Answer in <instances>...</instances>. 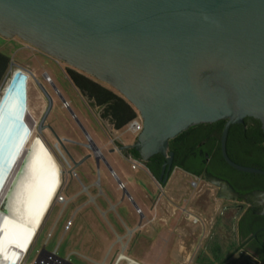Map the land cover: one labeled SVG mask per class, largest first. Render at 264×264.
Returning a JSON list of instances; mask_svg holds the SVG:
<instances>
[{
  "label": "water",
  "instance_id": "1",
  "mask_svg": "<svg viewBox=\"0 0 264 264\" xmlns=\"http://www.w3.org/2000/svg\"><path fill=\"white\" fill-rule=\"evenodd\" d=\"M0 35L119 91L141 113L143 129L118 148H135L144 162L164 155L162 185L173 166L169 140L220 119L225 160L260 171L230 158L227 136L246 116L264 121V0H0Z\"/></svg>",
  "mask_w": 264,
  "mask_h": 264
},
{
  "label": "rangeland",
  "instance_id": "2",
  "mask_svg": "<svg viewBox=\"0 0 264 264\" xmlns=\"http://www.w3.org/2000/svg\"><path fill=\"white\" fill-rule=\"evenodd\" d=\"M0 50L10 56L5 79L10 76L14 63L26 62L28 66H38L42 60L51 75L53 83L40 77V69L34 67L41 82V85L30 88L29 99L34 103L31 111L36 118H39L43 107H48L45 122H62L68 137H81L89 143L88 135L95 132L107 138L105 124L93 103H89L66 76L62 64H69L47 56L49 54L18 36L7 38L0 35ZM91 78L121 95L109 84ZM53 85L70 101L71 110L78 119L74 118L70 109L62 106ZM118 134L125 142L136 139L125 128L120 129ZM116 143L119 146V142ZM71 150L74 152L73 146ZM82 151L90 154L82 164H58L60 178L67 177V182L65 179L62 185L58 184L44 214L38 237L28 252L27 264L35 260L47 262L57 256L69 257V261H61L64 264H115L121 251L142 264H182V242L190 249L194 259L193 263L186 264H197V255L207 249V255L211 256L210 245L214 243L221 247V255L219 258L211 257L213 264L257 263L255 254L245 248L240 249V211L233 201L219 196L211 182L201 179L197 186H193L194 176L176 170L169 186L162 188L145 167L132 169L129 158L119 151L110 152L102 148V156L98 160L92 147L83 146ZM56 152L62 160L66 156L71 161L62 146L60 150L56 148ZM113 170L127 182L131 199L125 190L118 188ZM65 183L68 184L66 191ZM84 187L88 189L84 190ZM100 189L103 195L99 197L97 192ZM160 189L162 192L158 191ZM156 193L155 201L161 198L158 211L154 210L151 199ZM73 194H77V198L63 209L62 201L57 198L63 195L68 199ZM71 218V224L66 227ZM117 264H128V261L120 259Z\"/></svg>",
  "mask_w": 264,
  "mask_h": 264
},
{
  "label": "bare ground",
  "instance_id": "3",
  "mask_svg": "<svg viewBox=\"0 0 264 264\" xmlns=\"http://www.w3.org/2000/svg\"><path fill=\"white\" fill-rule=\"evenodd\" d=\"M24 64L14 63L10 76L0 86V91L4 89L0 93L3 137L0 264H19L24 253H28L60 180L58 164L48 148L42 143L32 149L28 147L37 122L30 106L28 65ZM127 257L124 251L120 252V259L136 264L133 258Z\"/></svg>",
  "mask_w": 264,
  "mask_h": 264
},
{
  "label": "flooded vegetation",
  "instance_id": "4",
  "mask_svg": "<svg viewBox=\"0 0 264 264\" xmlns=\"http://www.w3.org/2000/svg\"><path fill=\"white\" fill-rule=\"evenodd\" d=\"M47 56L51 57L50 55ZM62 66L65 70L66 76L72 83V76L76 73L90 77L86 73L71 65L62 64ZM34 67L36 69H40V77H44L47 82L53 83L52 77L45 69V65H43L42 60L38 66L26 67V70L30 74V88L36 84L41 85L39 79L40 77L38 73H36ZM53 87L55 88L57 94H59L63 106V102L67 99L62 95L58 87L55 85H53ZM83 97L91 103L87 97L84 95ZM46 102L47 101L45 100V103ZM93 105L99 118L104 123V118L101 116L103 107H100L97 104ZM64 108H68L72 112L70 101L69 106ZM48 112V107H43L39 118L35 117L37 124L35 133L28 144L29 149H32L37 143H42L48 148L56 161V164H65V161L62 160L61 156L56 152V146L59 148L62 146L71 158L70 161L66 157L68 164H75L76 166L82 164L87 159L85 157L88 155L82 151V145L86 142L82 140L81 137L62 138L52 123L45 122ZM72 114L74 118L78 119L74 112H72ZM214 123L215 125L212 131L208 132L198 144L207 145V147L211 146L212 152H219L225 160L221 150V134L226 123V119H220ZM59 124L64 127L62 122ZM46 130L49 133V136H51L55 141L52 142L44 133ZM58 138H60L61 141L58 140ZM116 142L117 140L113 141V148L114 150H119ZM71 146L75 149L74 152L71 150ZM227 152L230 158L235 162L254 167L260 171H242L230 165L226 160L225 162L229 167L227 165H223L222 163L214 162L211 159L209 152H206L207 160L205 163H198L196 160H194L193 163H195L197 167H201L203 169V176H201L202 179L210 182L208 176L214 175L225 179L231 185V187L215 185L217 188V194L224 199L231 200L235 203L236 208L240 211L239 220L243 222L246 229L251 230V233L248 236L240 235L242 238L240 249L245 248L248 252L255 254V260H257L256 264H264V121L254 116H246L242 122L231 124L227 136ZM74 153H76V155ZM217 164L222 165L218 166ZM216 166H218L216 170H209V167L214 168ZM172 170L170 171V174ZM182 170L192 176L195 175L184 169ZM63 182L62 177L60 178L59 183L62 185ZM160 184H162V182H160Z\"/></svg>",
  "mask_w": 264,
  "mask_h": 264
},
{
  "label": "trees",
  "instance_id": "5",
  "mask_svg": "<svg viewBox=\"0 0 264 264\" xmlns=\"http://www.w3.org/2000/svg\"><path fill=\"white\" fill-rule=\"evenodd\" d=\"M9 64L10 56L0 50V86L4 83ZM72 81L82 95L87 97L93 104L103 107L101 113L102 118L109 119L115 124L116 128H124L125 125L137 115L136 108L126 98L93 78L76 73L72 76ZM214 125V122L195 124L169 140L168 151L173 152L172 169L174 167H180L195 175L203 176V169L197 167L193 161L196 160L198 163H205L207 160L206 152H209L214 162L228 166L219 152H212L211 146L207 147V145L198 144L208 132L212 131ZM127 151L132 157L142 159L140 152L135 148L127 149ZM164 161L165 156L161 153H157L151 156L148 161L143 162L147 169L158 180ZM222 164L217 165L220 166ZM218 166L214 168L209 167V170H216ZM238 230L241 236H248L251 233V230L244 227L241 220L238 221ZM213 253L216 258H219L221 255V247L218 246L217 249L213 250Z\"/></svg>",
  "mask_w": 264,
  "mask_h": 264
},
{
  "label": "crops",
  "instance_id": "6",
  "mask_svg": "<svg viewBox=\"0 0 264 264\" xmlns=\"http://www.w3.org/2000/svg\"><path fill=\"white\" fill-rule=\"evenodd\" d=\"M30 106L31 107H33L34 106V103H33V101H31L30 102ZM55 124V125H54ZM53 125L56 127V129H57V131L60 133V135H61V137L62 138H67L68 136L66 135V130H64V128L60 125V124H57V122L56 123H54ZM105 130H106V134H107V138L105 139V138H103V137H100V136H98L95 132L93 133V135H88L89 136V139H90V143L92 144V145H95V146H97V148H98V150L96 151V153H97V156H102V148H107V149H109V151L110 152H114L115 150L116 151H119V152H121L125 157H132V155L130 154V153H128V151H127V149H125V150H118V149H115V150H112V148H113V142H112V136L110 135V128H109V126H107V124H105ZM48 137H49V139L51 140V141H55L51 136H49V133L47 132V130L44 132ZM121 139V140H120ZM117 141L119 142V146L118 147H120L122 144H128V143H132V142H125L121 137H119L118 139H117ZM134 142V141H133ZM56 146V145H55ZM56 148H58L59 150H60V148L58 147V146H56ZM63 155V154H62ZM63 158H64V161H65V163L66 164H68L67 163V159H66V156H63ZM132 158H134V157H132ZM144 167L147 169V167L144 165ZM72 169H73V167H72ZM148 170V169H147ZM176 170H179V171H182V168H180V167H175L173 170H172V172H171V174H170V176H169V178H168V180H167V182H165V183H163V185L162 184H160V182H158V180L152 175V173L148 170L147 172L152 176V178H153V180H154V182L156 183V182H158L159 184H160V186L162 187V188H164L165 186L166 187H168L169 186V183H170V181L172 180V174L176 171ZM115 171V170H114ZM116 172V171H115ZM67 178V177H66ZM66 178H64L63 177V181L66 179ZM156 179V180H155ZM123 180V179H122ZM125 181V180H124ZM66 182H67V179H66ZM126 182V181H125ZM127 183V182H126ZM66 184V186H65V188H64V190L66 191L67 190V188H68V184L67 183H65ZM128 185V184H127ZM88 188L87 187H84V190H87ZM159 192L161 191L162 192V189H160V190H158ZM103 195V191L100 189L98 192H97V196H102ZM77 194H73V195H71V196H69L68 197V199H69V203L70 202H72L73 200L75 201V199L77 198ZM91 198L92 199H94V196H91ZM157 198V193L156 194H154L153 196H152V200H153V203H154V210H156V211H158V209H159V205H158V203L161 201V198H159L157 201L158 202H156L155 201V199ZM111 208H114V205H111ZM181 217H182V215H181ZM132 230V229H131ZM208 233V232H207ZM218 246H219V244L218 243H214V244H211L210 245V250H211V256H209V255H207V253H208V249L207 250H205V253H202V254H196L197 255V264H213V256H215V254L213 253V250L214 249H217L218 248ZM180 249L182 250V264H186L187 262H194V259L192 258V253H191V251H190V249H188V247H187V245H185L183 242H182V246L180 245ZM129 255V254H128ZM127 255V256H128ZM129 257H131L130 255H129ZM211 257H212V259H211ZM216 257V256H215ZM132 258V257H131ZM232 258H234V255H232ZM134 259V258H133ZM135 260V259H134ZM135 261H137V260H135ZM210 261V262H209ZM138 262V261H137ZM140 263V262H139ZM140 264H142V263H140ZM194 264H196V263H194Z\"/></svg>",
  "mask_w": 264,
  "mask_h": 264
},
{
  "label": "built area",
  "instance_id": "7",
  "mask_svg": "<svg viewBox=\"0 0 264 264\" xmlns=\"http://www.w3.org/2000/svg\"><path fill=\"white\" fill-rule=\"evenodd\" d=\"M28 78H30L29 76H28ZM63 106L64 107H68L69 106V101H67V100H65L64 102H63ZM137 110V109H136ZM103 121H104V123L105 124H107V126H109V128H110V135L112 136V142L114 141V140H117L119 137H118V133H119V130L120 129H118V128H116L115 127V124L113 123V122H111L109 119H103ZM125 130L126 131H130V132H132L134 135H135V137H137L138 136V134L142 131V129H143V118H142V115H141V113L137 110V115L132 119V120H130L126 125H125ZM129 160H130V162H131V168L132 169H138L139 167H144V162H143V160L142 159H136V158H132L131 156L129 157ZM112 173L116 176V178H117V186H118V188L119 189H121V190H125V191H127V184H126V182L124 181V180H122L118 175H117V173L113 170L112 171ZM194 179L192 180V182H191V184L193 185V186H197L198 185V181L199 180H201L202 178H201V176H197V175H194V177H193ZM129 198L131 199L132 198V196H131V194L129 195ZM58 201H62L61 203H63V209L68 205V203H69V199H66L65 198V196H63V195H60L58 198ZM62 209V210H63ZM72 220H73V218H71L69 221H68V224H67V226L66 227H69V225L71 224V222H72ZM41 223H42V221L40 222V224H39V227H38V229L36 230V232L34 233V236H33V238H32V244L33 243H35V241H36V239H37V237H38V232H39V230H40V226H41ZM49 236H51V233H49ZM32 244H31V246H32ZM30 246V247H31ZM29 250H30V248H29ZM29 250H28V252H29ZM26 253H24V255L22 256V259H21V261L19 262V264H27L26 263V261H27V257H28V253L25 255ZM118 259H120V258H118ZM117 259V260H118ZM64 260H67V261H69V257H67V258H61V257H59V256H57V258H55V259H52V260H49V261H47V262H38V261H33V262H30L29 264H64V262H61V261H64Z\"/></svg>",
  "mask_w": 264,
  "mask_h": 264
},
{
  "label": "snow or ice",
  "instance_id": "8",
  "mask_svg": "<svg viewBox=\"0 0 264 264\" xmlns=\"http://www.w3.org/2000/svg\"><path fill=\"white\" fill-rule=\"evenodd\" d=\"M0 121H2V115H0ZM3 137L2 134H0V182L3 180Z\"/></svg>",
  "mask_w": 264,
  "mask_h": 264
},
{
  "label": "clouds",
  "instance_id": "9",
  "mask_svg": "<svg viewBox=\"0 0 264 264\" xmlns=\"http://www.w3.org/2000/svg\"><path fill=\"white\" fill-rule=\"evenodd\" d=\"M17 92H19V91L17 90Z\"/></svg>",
  "mask_w": 264,
  "mask_h": 264
}]
</instances>
